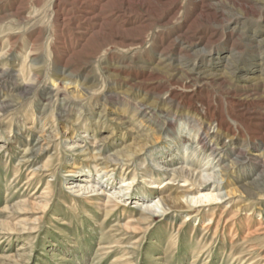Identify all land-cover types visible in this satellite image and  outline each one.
Here are the masks:
<instances>
[{
  "label": "rangeland",
  "instance_id": "374dc122",
  "mask_svg": "<svg viewBox=\"0 0 264 264\" xmlns=\"http://www.w3.org/2000/svg\"><path fill=\"white\" fill-rule=\"evenodd\" d=\"M0 264H264V0H0Z\"/></svg>",
  "mask_w": 264,
  "mask_h": 264
},
{
  "label": "bare ground",
  "instance_id": "6f19581e",
  "mask_svg": "<svg viewBox=\"0 0 264 264\" xmlns=\"http://www.w3.org/2000/svg\"><path fill=\"white\" fill-rule=\"evenodd\" d=\"M51 136V135H50ZM207 135L205 136V139L203 140V141H201V142H203V143H205V141L207 140ZM41 141V140H40ZM39 144V143H38ZM36 146V145H35ZM220 148V147H219ZM218 148H213V149H211V153L212 154H214L215 153V150H217ZM33 152V151H32ZM25 161V160H24ZM22 164H24L25 165V167H26V163L25 162H21ZM20 169V168H19ZM30 176L31 177H29V181L28 182H30V181H32L33 180V176H32V174H30ZM80 188H82V189H85V190H93L94 192H95V189L97 188V186H95V185H93V183L92 182H89V181H86L85 182V184H83V185H80ZM121 188V187H120ZM119 190V189H118ZM120 190H122V191H124V190H128L126 187H122ZM97 191V190H96ZM121 194H122V192H120ZM117 194V193H116ZM121 194H119V192H118V197L121 195ZM115 198V197H114ZM112 202V200L111 199H108V204L109 203H111ZM139 205H141V206H143V205H145V207L142 209V213L143 212H149L152 208H160L161 207V202L160 201H157V202H155L154 203V205H148V201L146 200L144 203H142V204H140L139 203ZM106 213H109L108 211L106 212ZM107 216V215H106Z\"/></svg>",
  "mask_w": 264,
  "mask_h": 264
}]
</instances>
